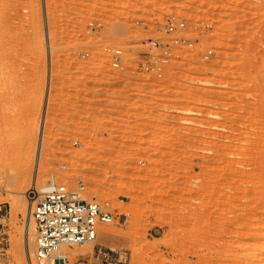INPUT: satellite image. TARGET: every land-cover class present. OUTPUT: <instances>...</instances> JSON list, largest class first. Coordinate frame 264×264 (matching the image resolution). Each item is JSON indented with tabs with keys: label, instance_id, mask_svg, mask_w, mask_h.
<instances>
[{
	"label": "rangeland",
	"instance_id": "rangeland-1",
	"mask_svg": "<svg viewBox=\"0 0 264 264\" xmlns=\"http://www.w3.org/2000/svg\"><path fill=\"white\" fill-rule=\"evenodd\" d=\"M171 16L191 45L135 71ZM77 177L118 219L68 264H264V0H0V264L33 257L27 190Z\"/></svg>",
	"mask_w": 264,
	"mask_h": 264
},
{
	"label": "built area",
	"instance_id": "built-area-1",
	"mask_svg": "<svg viewBox=\"0 0 264 264\" xmlns=\"http://www.w3.org/2000/svg\"><path fill=\"white\" fill-rule=\"evenodd\" d=\"M100 25L98 21H89V29ZM185 22L175 17L165 20L163 33L169 40L147 37L139 42L134 58L131 60L135 71L160 77L166 63L175 57L182 46L191 42L183 31ZM104 53L114 69H122L128 61L127 52L117 46L106 45ZM84 183L75 179L73 187L50 178L44 185L32 187L26 195L30 200V214L34 221L33 257L29 264H68L64 246L83 244L95 238L97 225L110 223L118 214L109 201L88 199L82 195ZM127 212H122L126 216ZM96 258L101 264H126L124 252L112 249L98 250Z\"/></svg>",
	"mask_w": 264,
	"mask_h": 264
},
{
	"label": "bare ground",
	"instance_id": "bare-ground-1",
	"mask_svg": "<svg viewBox=\"0 0 264 264\" xmlns=\"http://www.w3.org/2000/svg\"><path fill=\"white\" fill-rule=\"evenodd\" d=\"M223 146H227L226 145V143H223L222 144ZM230 147V146H229ZM228 147V148H229ZM219 150V149H218ZM219 151H221V150H219ZM226 151V150H225ZM218 152V151H217ZM222 152V151H221ZM220 153V152H219ZM228 153V152H227ZM226 153V154H227ZM218 154V153H217ZM229 154V153H228ZM231 154V153H230ZM233 154H235V153H233ZM219 155H221V153L219 154ZM215 157H216V155H215ZM220 158H222L221 156H220ZM212 159H214V158H212ZM225 159V158H224ZM224 159H222V160H224ZM227 160V159H226ZM232 160V159H231ZM234 160V159H233ZM229 161V160H228ZM202 164V163H201ZM226 164V163H225ZM228 164V163H227ZM228 167V166H227ZM230 168V167H229ZM232 169V168H231ZM40 174H41V172H40ZM44 174V173H43ZM214 175V174H213ZM40 176V175H39ZM28 217H29V223H28V226H30V224H31V226H33L32 224H33V221H31L32 220V216H31V214H30V210H29V215H27ZM27 217V218H28ZM31 219V220H30ZM31 222V223H30ZM32 228V227H31ZM30 228V229H31ZM104 228V227H103ZM101 229V225H97V230L99 231L100 230V234L102 235V237H105V236H107L108 235V231L107 230H105V229H108V227L107 228H105V229ZM110 231V230H109ZM97 232V231H96ZM64 247H67V246H64ZM63 249V248H62Z\"/></svg>",
	"mask_w": 264,
	"mask_h": 264
}]
</instances>
